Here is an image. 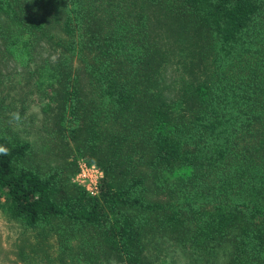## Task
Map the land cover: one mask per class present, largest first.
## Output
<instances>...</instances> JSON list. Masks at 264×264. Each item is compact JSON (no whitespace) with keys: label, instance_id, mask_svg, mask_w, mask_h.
<instances>
[{"label":"trees","instance_id":"1","mask_svg":"<svg viewBox=\"0 0 264 264\" xmlns=\"http://www.w3.org/2000/svg\"><path fill=\"white\" fill-rule=\"evenodd\" d=\"M151 5L185 48L156 44ZM0 46L25 64L37 48L53 56L38 66L40 109L68 155L42 169L0 123L5 217L52 236L58 255L79 239L97 259L153 264L157 237L264 264V0H0ZM174 63L194 80L211 64L212 82L171 89ZM82 159L104 173L93 194L68 181Z\"/></svg>","mask_w":264,"mask_h":264},{"label":"rangeland","instance_id":"2","mask_svg":"<svg viewBox=\"0 0 264 264\" xmlns=\"http://www.w3.org/2000/svg\"><path fill=\"white\" fill-rule=\"evenodd\" d=\"M151 6L159 14L157 15L159 21L151 19L152 25H149V28L156 33V44L168 49L171 56L185 41L181 43L174 41L169 30L171 24L175 25L174 20H167L166 26L164 14L160 13L159 7ZM149 38L152 37L149 36ZM182 48L185 47L182 46ZM36 53L38 54L36 55L37 63L27 61L25 64L26 55L22 56L21 51L13 50L6 53L0 46V123L32 143L31 162L39 164L42 169L46 170L63 163L62 158L66 159L68 155L61 150V143L51 138L48 128V117L50 116L40 109L43 107L41 102L46 100L42 94V91L46 89V82L42 81L37 74L38 66L45 56L49 57V62L53 56L47 54L46 48H37ZM179 60L184 62L181 58ZM199 70L195 67L193 71ZM211 70L212 66L209 64L208 69L202 73L208 83L212 82ZM181 72L185 71L182 67H176L175 63L171 67L163 68L164 82L168 84L171 81V89H178L183 85L191 90L196 81L202 80V75L198 72L195 75L198 77L197 80H194L192 75L190 76L189 71L185 72L186 74H181ZM44 74H47L46 70L40 68V75ZM180 76L183 77V81L179 80ZM90 99H97L95 92L93 94L90 92ZM13 113L19 114L21 118L19 122L12 119ZM78 160L79 158L76 159L75 164ZM73 176H69L70 183H72ZM46 237L38 238L31 230L22 229L18 222L5 217L0 210V264H120L106 254L103 257L100 255L99 259L95 258L96 254L86 249L79 239L73 241L65 254L58 255L52 236ZM149 240L151 241L147 244L146 250L153 264H225L226 252L229 251V247L223 249L218 246L207 252L194 253L191 247L183 248L172 244L167 239L155 237Z\"/></svg>","mask_w":264,"mask_h":264},{"label":"clouds","instance_id":"3","mask_svg":"<svg viewBox=\"0 0 264 264\" xmlns=\"http://www.w3.org/2000/svg\"><path fill=\"white\" fill-rule=\"evenodd\" d=\"M12 119L16 122L20 121L18 113L12 114ZM0 154L7 155V149L0 147ZM80 171L72 177V183L76 185L87 186L89 183L98 184L104 178L103 171L98 167L95 160L79 162Z\"/></svg>","mask_w":264,"mask_h":264},{"label":"built area","instance_id":"4","mask_svg":"<svg viewBox=\"0 0 264 264\" xmlns=\"http://www.w3.org/2000/svg\"><path fill=\"white\" fill-rule=\"evenodd\" d=\"M79 162H78V169H77V172L75 173V175L80 171ZM84 188L86 189V191H88L89 193L93 194L96 191V184L89 183L87 186H84Z\"/></svg>","mask_w":264,"mask_h":264}]
</instances>
